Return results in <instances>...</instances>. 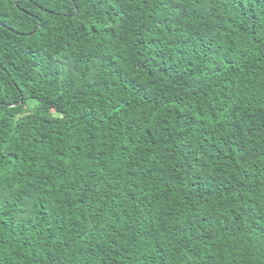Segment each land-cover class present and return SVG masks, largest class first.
<instances>
[{"label":"trees","instance_id":"16d2710c","mask_svg":"<svg viewBox=\"0 0 264 264\" xmlns=\"http://www.w3.org/2000/svg\"><path fill=\"white\" fill-rule=\"evenodd\" d=\"M0 264H264V0H0Z\"/></svg>","mask_w":264,"mask_h":264}]
</instances>
